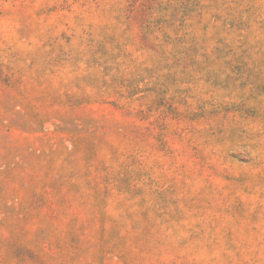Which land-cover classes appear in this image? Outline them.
<instances>
[{
  "label": "rangeland",
  "instance_id": "374dc122",
  "mask_svg": "<svg viewBox=\"0 0 264 264\" xmlns=\"http://www.w3.org/2000/svg\"><path fill=\"white\" fill-rule=\"evenodd\" d=\"M0 264H264V0H0Z\"/></svg>",
  "mask_w": 264,
  "mask_h": 264
}]
</instances>
